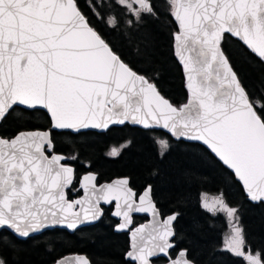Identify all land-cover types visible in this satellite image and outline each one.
Returning a JSON list of instances; mask_svg holds the SVG:
<instances>
[{
    "label": "snow or ice",
    "instance_id": "snow-or-ice-1",
    "mask_svg": "<svg viewBox=\"0 0 264 264\" xmlns=\"http://www.w3.org/2000/svg\"><path fill=\"white\" fill-rule=\"evenodd\" d=\"M117 4L137 19L155 13L152 0ZM168 7L177 25L174 55L188 93L179 107L123 61L76 0H0V120L23 106L29 114L46 110L50 121V131L0 137V264H16L17 238L57 225L76 230L101 218V202H115L117 230L132 224L133 212L152 215L150 227L129 229L133 244L126 255L135 264H154L152 258L161 257L167 264H193L189 249L173 242L179 213L161 218L151 185L137 199L127 180L97 187L88 172L80 180L86 199H68L75 172L62 155H48L55 151L53 130L84 135L83 130L129 120L162 128L201 142L234 173L249 201L264 203V93L247 91L222 48L230 34L242 42L244 55L264 64V0H168ZM107 23L116 27L119 21L110 17ZM201 206L232 220L223 251L246 264H264V250L245 251L236 208L223 198L209 203L206 197ZM54 264L71 262L62 258ZM75 264L90 262L77 255Z\"/></svg>",
    "mask_w": 264,
    "mask_h": 264
},
{
    "label": "trees",
    "instance_id": "trees-1",
    "mask_svg": "<svg viewBox=\"0 0 264 264\" xmlns=\"http://www.w3.org/2000/svg\"><path fill=\"white\" fill-rule=\"evenodd\" d=\"M80 10L123 61L138 74L151 80L158 91L175 106L187 99L181 67L173 55L172 35L176 25L169 15L168 0H152L154 14H143L138 22L127 21L124 9L113 0H76ZM116 17L118 26L107 21ZM160 27L168 41L154 33L161 55L150 58L148 66L144 42L132 39L148 23ZM127 36L132 40L128 41ZM222 48L230 58L249 93H264V64L244 55L245 47L226 35ZM150 62V63H151ZM25 120H28L26 122ZM50 121L43 111L29 114L15 108L0 125V137L11 138L22 131L49 130ZM84 135H66L52 132L57 152L76 156L80 165L89 164L99 181L127 177L137 192L151 185L153 199L162 216L179 213L175 223V244L187 247L193 264H246L243 258L223 251V235L228 229L224 215L213 214L201 205L205 197L223 198L237 209L239 225L244 230L245 251L264 250V205L248 201L240 184L218 160L197 143L175 141L161 131L142 130L124 125L110 128L104 133L85 132ZM165 141L167 148L158 143ZM126 145L117 155H106L111 148ZM73 188L77 187V167ZM136 219V222H139ZM113 221L105 213L94 226L69 234L61 230L18 240L12 259L16 264H53L68 254H83L91 264H128L123 255L128 248L127 239L113 232ZM174 254V253H173ZM155 264H163L158 259Z\"/></svg>",
    "mask_w": 264,
    "mask_h": 264
},
{
    "label": "water",
    "instance_id": "water-1",
    "mask_svg": "<svg viewBox=\"0 0 264 264\" xmlns=\"http://www.w3.org/2000/svg\"><path fill=\"white\" fill-rule=\"evenodd\" d=\"M173 20V19H172ZM173 22L175 23V21L173 20ZM175 25H176V23H175ZM176 28H177V25H176ZM226 35H228V36H230V37H232V38H234V39H236L237 41H239L241 44H242V42L238 39V38H236V37H233V36H231L230 34H226ZM243 45V44H242ZM244 46V45H243ZM173 55H174V46H173ZM174 58H175V60L177 61V63L179 64V66L181 67V70H182V74H183V79H184V86H185V76H184V71H183V68H182V66L180 65V63H179V61H178V59L175 57V55H174ZM185 89H186V87H185ZM186 92H187V89H186ZM187 96H188V93H187ZM187 102V99H186V101H185V103ZM184 104V103H183ZM183 104H181V105H183ZM180 105V106H181ZM177 107H179V106H177ZM17 108H20V109H23V106H17ZM40 111H43L45 114H46V110H43V109H40ZM47 115V114H46ZM48 117V116H47ZM49 119V118H48ZM1 121V120H0ZM124 125H129V126H131V127H135V128H139V129H142V130H157V131H161V132H163L164 134H166L167 136H169L171 139H173V140H175V141H184V142H187V143H197V144H199V145H201V146H203L216 160H218V158H216L215 156H214V154H212L211 152H210V150H208L207 149V147L205 146V145H203L201 142H199V141H190V140H188L187 138H183V137H181V138H177V137H174V136H172L170 133H168L166 130H163L162 128H159V127H152V128H144L142 125H139V124H136V123H133L131 120H129V121H126L124 124H112V125H110L109 126V128L108 129H88V130H83L84 132H95V133H104V132H106L107 130H109L110 128H120V127H122V126H124ZM31 131H40V130H31ZM43 131H50V130H43ZM54 131V130H53ZM52 131V132H53ZM52 155H54V154H52ZM51 156V155H50ZM64 157V156H63ZM219 161V160H218ZM220 162V161H219ZM62 163H64V164H66V158L62 161ZM221 164H222V162H220ZM67 165V164H66ZM223 165V164H222ZM67 166H70V165H67ZM230 173H232V171L230 170V169H228L225 165H223ZM70 167H72V166H70ZM73 168V167H72ZM92 174H94V173H92ZM233 174V176H234V178H235V175H234V173H232ZM85 175V174H84ZM95 176H96V181H97V175L96 174H94ZM83 176H81V178H82ZM81 178H80V180H81ZM80 180H79V182H78V188H79V190H80V192H81V195H80V197L79 198H77V199H81V198H85L86 199V194H85V191L83 190V189H81L80 188ZM120 180H127L128 181V185H127V187H130V181H129V179L128 178H125V177H118V178H114V179H111L110 181H107V182H103V183H101V184H99V185H97V187H100V186H103V185H106V184H116V182L117 181H120ZM235 180L240 184V186H241V188L243 189V187H242V185H241V183L235 178ZM148 187V186H147ZM147 187H145L138 195H137V199L139 198V195H141L143 192H144V190L147 188ZM131 188V187H130ZM132 189V188H131ZM69 190V189H68ZM133 190V189H132ZM134 191V190H133ZM135 192V191H134ZM244 192V191H243ZM136 193V192H135ZM245 194V193H244ZM89 195H90V193H89ZM245 196H246V194H245ZM247 197V196H246ZM68 198V197H67ZM77 199H75V200H77ZM248 199V198H247ZM248 201H249V199H248ZM249 202H251V201H249ZM251 203H253V204H256V202H251ZM263 205H264V203H262ZM112 207V211H111V218L112 219H114V220H116L117 222H118V224L116 225V227L114 228V231H115V233L116 234H120V233H127V236H128V244H129V250L128 251H130V250H132V244H133V239H132V231H130L129 229H132V230H134V229H136V228H139L140 226H142V225H144V226H148V227H150V225H151V223L153 222V217H152V215L150 214V213H135V212H133L132 214H131V216H132V224L131 225H129L128 226V228H126V229H124V230H117V226L121 223V218L120 217H116V216H114V215H112V213H113V211L115 210V202H112L111 204H106V203H103V202H101V204H100V207L103 209V208H108V207ZM160 211V210H159ZM168 215H164V216H162L161 215V218H166ZM134 217H136V218H140V217H144L145 218V221L144 222H142V223H140L139 225H137V226H133V219H134ZM102 219V217L101 218H99V219H97V220H94V221H90V222H84V223H82L79 227H78V229H76V230H69V229H67V228H64V227H61V226H59V225H57V226H54V227H49V228H45V229H42L41 231H39V232H36V233H33L32 234V236H31V238L32 237H36V236H39V235H41V234H43L44 232H47V231H52V230H62V231H65V232H67V233H69V234H73L74 232H76L77 230H79V229H82V228H86V227H90V226H94V225H96V224H98L99 223V221ZM175 223H176V221H175ZM18 240H21L20 238H17ZM27 239H29V238H27ZM175 239V238H174ZM26 240V239H25ZM21 241H24V240H21ZM127 251V252H128ZM127 254V253H126ZM77 255H83V254H68V255H65V256H63V257H61L60 259H62V258H66V259H68L70 262H71V264H75V257L77 256ZM83 256H85V255H83ZM86 257V256H85ZM87 258V257H86ZM60 259H58V260H60ZM88 259V258H87ZM153 259V262L156 260V259H163V260H165L166 261V258H152ZM89 260V259H88ZM125 260L126 261H128V262H130L131 264H135V262H133V261H131L128 257H127V255H125ZM90 262V261H89ZM54 264V263H53ZM91 264V263H90ZM164 264H167V261L164 263Z\"/></svg>",
    "mask_w": 264,
    "mask_h": 264
},
{
    "label": "rangeland",
    "instance_id": "rangeland-1",
    "mask_svg": "<svg viewBox=\"0 0 264 264\" xmlns=\"http://www.w3.org/2000/svg\"><path fill=\"white\" fill-rule=\"evenodd\" d=\"M113 1L117 3V0H113ZM124 13H125V15L127 17V21L128 22L131 23L132 22L131 19L134 22H138L139 21V19H137L134 15H129V13L125 9H124ZM154 33L160 35V37H162V39L164 41H168V39L166 37H164L165 35L166 36L168 35L167 32L164 30V36H163L162 33H161V30H160V27H157V26L153 25L150 22L145 26L144 30H141L140 33L132 36L133 41L134 40H142L144 42V50L142 52H143V54H145V53L147 54L146 57H147V60H148V66L152 64L150 58L153 59V61H155V60L157 61L160 58V55H161V49H160L161 45L158 42L154 41V38H155ZM132 39L129 36H127V40L128 41H130ZM25 121L28 122V120H25ZM163 142H165V141H163ZM158 145L162 149H164V150L166 149V148L162 147L161 142L158 143ZM125 146L126 145H122V146L117 147V148H111L107 155L110 156V157H113V156H115V155H112V151L114 149L117 150V154H118ZM206 198H207L209 203H211L214 200V198H211V197H206ZM217 213L224 215V220H225L226 225L228 227V229L225 231V233L223 235V246L222 247L224 248L225 244H226V240H227V238L229 237V235L232 232V220L224 212H216L215 214H217Z\"/></svg>",
    "mask_w": 264,
    "mask_h": 264
},
{
    "label": "flooded vegetation",
    "instance_id": "flooded-vegetation-1",
    "mask_svg": "<svg viewBox=\"0 0 264 264\" xmlns=\"http://www.w3.org/2000/svg\"><path fill=\"white\" fill-rule=\"evenodd\" d=\"M17 108V107H16ZM20 109V108H19ZM23 110V109H22ZM2 121L3 120H1L0 121V125L2 124ZM50 130V129H49ZM53 132H56V131H53ZM16 135V134H15ZM15 135H13L12 137H14ZM72 135H76V134H72ZM53 143H54V145H55V142H54V138H53ZM55 147H56V145H55ZM116 150V149H115ZM52 154H60V155H62V156H64L65 158H66V164L67 165H70V166H72L73 167V169H74V172H75V174H77L78 173V170H77V167H79V168H81L82 170H83V172H80L78 175H79V179H78V182H79V180H80V178H81V176H83L84 174H86V173H88V172H91V173H94V172H92V171H90V166H89V164H83V165H80V164H76V165H74V162H76V160H77V157L76 156H72V157H68V156H66L65 154H62V153H60V152H57L56 151V149H55V151L54 152H49L48 153V155L50 156V155H52ZM108 154V152H106V155ZM112 155H117V150L115 151V153L112 151ZM95 174V173H94ZM76 176V175H75ZM115 178H118V177H115ZM125 178H127V177H125ZM112 179H114V178H112ZM129 179V178H128ZM111 180V179H110ZM110 180H107V181H110ZM107 181H99L98 180V177H97V181H96V184L97 185H99V184H101V183H103V182H107ZM130 181V180H129ZM78 182L76 183L77 184V187H75V188H73V187H71L68 191H67V197H68V199H70V200H75V199H77V198H79L80 197V195H81V192H80V190H79V188H78ZM130 187H131V184H130ZM132 188V187H131ZM133 189V188H132ZM134 190V189H133ZM136 193H137V195L141 192H137L136 190H134ZM103 211H104V215H105V213L106 212H108V214H109V218L113 221V232H114V234H116L115 233V231H114V228L116 227V225L118 224V222L116 221V220H114V219H112L111 218V211H112V207L110 206V207H108V208H103ZM103 215V216H104ZM103 216H102V218H103ZM136 219H139L140 221L139 222H136ZM145 221V218L144 217H140V218H136V217H134V219H133V226H137V225H139L140 223H142V222H144ZM100 222V221H99ZM62 231V230H61ZM75 233V232H74ZM116 235H120V236H123L124 238H126L127 239V242H128V236H127V233H120V234H116ZM174 243H175V239H174V241H173ZM129 250V244H128V248H127V250H126V252L124 253V255H123V259H124V262L125 263H128V264H131L130 262H128V261H126L125 260V255H126V253H127V251ZM156 260H158V259H156ZM163 260V259H162ZM166 261L164 260V263H165ZM163 263V264H164ZM155 264V263H154Z\"/></svg>",
    "mask_w": 264,
    "mask_h": 264
}]
</instances>
